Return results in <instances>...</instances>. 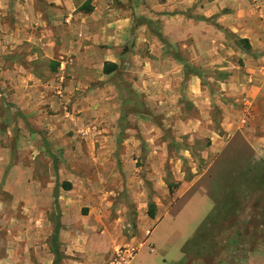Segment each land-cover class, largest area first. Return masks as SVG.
Returning <instances> with one entry per match:
<instances>
[{
  "label": "rangeland",
  "instance_id": "obj_1",
  "mask_svg": "<svg viewBox=\"0 0 264 264\" xmlns=\"http://www.w3.org/2000/svg\"><path fill=\"white\" fill-rule=\"evenodd\" d=\"M141 1L0 0V264H55L56 251L59 264H113L127 246L129 264H264V101L252 119L225 82V49L195 57L187 33L162 40L164 20H149V52L138 32L114 36L108 25ZM93 5L106 29L83 36L129 61L109 79L98 60L63 79L53 46ZM199 20L206 47L242 44ZM247 137L253 159L238 157Z\"/></svg>",
  "mask_w": 264,
  "mask_h": 264
},
{
  "label": "crops",
  "instance_id": "obj_2",
  "mask_svg": "<svg viewBox=\"0 0 264 264\" xmlns=\"http://www.w3.org/2000/svg\"><path fill=\"white\" fill-rule=\"evenodd\" d=\"M120 3H125L130 0H118ZM248 0H160L154 3V6H149V0L145 2L141 1V4L137 6L141 14L137 15L131 10H123L122 16L118 17L108 25L115 29L114 36L120 37L122 41L127 39L129 35L135 33L141 36L140 40L143 48L149 52V20H164V30L161 32L162 40L170 43L171 30L176 31L179 35L186 34L191 36V39L184 43L183 48L189 49L193 52L195 57H198V51L203 50L208 53L210 57H214L221 49H225L226 55L223 63L224 69L229 71V78L225 81L226 84L231 86L237 95H241L244 99V103L247 105L246 110H254L252 119L260 118L256 112L258 106L264 101V0H253L257 3L251 7V11H247ZM134 7V5H133ZM104 14L100 12V7L95 5L89 10L79 11L71 15V21L68 27H66L67 40L63 41L62 45L56 44L53 48L52 56L50 59L61 64L66 71L61 73V77H74L75 74H82L88 72V68H92L93 63L98 60L99 69L101 75L99 78L109 79L112 75L116 74L120 67L123 65L124 60L129 61L127 56L123 54L125 47L114 48L115 46L102 50L96 49L90 42H94L96 36L93 32L88 36H83V32L86 30L97 31L98 29H106V21ZM199 18L205 20H212L215 22V27L220 25L218 30L226 32L232 36H236L239 40L247 41L242 44H230L226 43L216 44L215 39L210 38L211 43L206 47L202 44L201 39L196 38V30L199 29L201 21ZM75 19V20H73ZM138 19H143L144 22H140L137 27ZM199 20V21H197ZM216 20V21H214ZM198 24V25H196ZM144 32L140 33V31ZM149 30V29H148ZM78 31L77 36L75 32ZM142 34V35H141ZM173 34V33H172ZM113 36V41L117 39ZM133 38V36H132ZM88 39V40H86ZM112 40V39H111ZM119 40V39H117ZM112 41V43H113ZM167 43H162L161 47L169 48ZM202 46H204L202 48ZM139 47L136 49L138 50ZM170 49V48H169ZM167 54H171V50L165 51ZM162 52H159L160 56ZM223 54V53H222ZM135 54L130 58L137 60L144 56L149 62V53L144 55ZM172 56V54H171ZM200 57V56H199ZM96 59V60H95ZM115 65L117 69L106 74L104 72L105 65ZM147 64V63H145ZM148 65V64H147ZM238 69V72H233ZM242 70V71H241ZM232 72V73H230ZM199 80L197 75L192 77V81ZM264 118V116L262 117ZM262 137H257V143ZM264 139V135H263ZM244 149L238 154V157L245 155L250 156L252 159L256 156L249 153V147L256 148L258 145L252 138H245L243 140ZM139 260V259H138ZM135 261L134 264H142L140 261Z\"/></svg>",
  "mask_w": 264,
  "mask_h": 264
},
{
  "label": "trees",
  "instance_id": "obj_3",
  "mask_svg": "<svg viewBox=\"0 0 264 264\" xmlns=\"http://www.w3.org/2000/svg\"><path fill=\"white\" fill-rule=\"evenodd\" d=\"M241 43H246L247 44V41H244V40H240ZM117 69V66L115 65H105V68H104V72L106 74H110L112 72H114L115 70ZM67 190H69L71 188V185L70 184H65L64 186ZM57 192V190H56ZM55 192V195H54V200H55V203L58 207V196ZM155 213H156V206L155 205H150V209H149V217L151 219H154L155 218ZM58 235H59V229L58 227L55 229L54 231V235H53V240L56 244H58ZM55 257H56V262L55 264H59L60 261H61V258H60V254L58 251L55 252Z\"/></svg>",
  "mask_w": 264,
  "mask_h": 264
},
{
  "label": "built area",
  "instance_id": "obj_4",
  "mask_svg": "<svg viewBox=\"0 0 264 264\" xmlns=\"http://www.w3.org/2000/svg\"><path fill=\"white\" fill-rule=\"evenodd\" d=\"M135 248L127 246L117 253V258L113 264H129L136 255Z\"/></svg>",
  "mask_w": 264,
  "mask_h": 264
}]
</instances>
